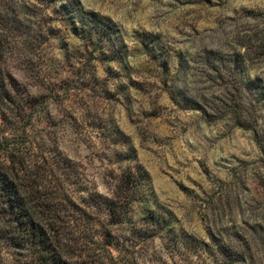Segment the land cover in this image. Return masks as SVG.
Here are the masks:
<instances>
[{
	"label": "rangeland",
	"instance_id": "374dc122",
	"mask_svg": "<svg viewBox=\"0 0 264 264\" xmlns=\"http://www.w3.org/2000/svg\"><path fill=\"white\" fill-rule=\"evenodd\" d=\"M0 35L6 116L85 211L83 255L264 264V0H0Z\"/></svg>",
	"mask_w": 264,
	"mask_h": 264
},
{
	"label": "trees",
	"instance_id": "16d2710c",
	"mask_svg": "<svg viewBox=\"0 0 264 264\" xmlns=\"http://www.w3.org/2000/svg\"><path fill=\"white\" fill-rule=\"evenodd\" d=\"M9 45L0 35V246L13 252L17 264H108L100 253L101 260L95 259V248L83 255L79 241L88 243L87 235L92 236L79 216L85 211L63 196L55 169L33 159L25 147V130L6 116L17 98L16 84L5 68ZM134 187L133 182L126 186L130 195ZM107 209L113 217L119 207L110 201ZM99 230L104 240L110 237Z\"/></svg>",
	"mask_w": 264,
	"mask_h": 264
}]
</instances>
